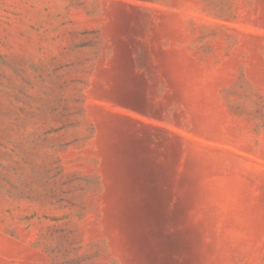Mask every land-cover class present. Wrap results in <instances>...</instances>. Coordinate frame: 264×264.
I'll return each mask as SVG.
<instances>
[{
  "label": "rangeland",
  "instance_id": "374dc122",
  "mask_svg": "<svg viewBox=\"0 0 264 264\" xmlns=\"http://www.w3.org/2000/svg\"><path fill=\"white\" fill-rule=\"evenodd\" d=\"M0 264H264V0H0Z\"/></svg>",
  "mask_w": 264,
  "mask_h": 264
}]
</instances>
